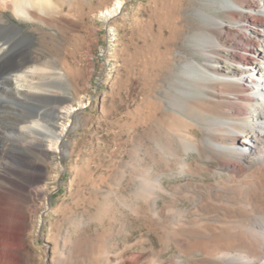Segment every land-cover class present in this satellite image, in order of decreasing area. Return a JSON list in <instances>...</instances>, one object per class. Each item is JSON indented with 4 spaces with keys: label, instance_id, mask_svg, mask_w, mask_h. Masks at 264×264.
Returning <instances> with one entry per match:
<instances>
[{
    "label": "rangeland",
    "instance_id": "obj_1",
    "mask_svg": "<svg viewBox=\"0 0 264 264\" xmlns=\"http://www.w3.org/2000/svg\"><path fill=\"white\" fill-rule=\"evenodd\" d=\"M55 2L56 11L40 21L0 12L30 39L34 61L23 68L37 71L33 88L12 85L11 95L38 98L31 103L47 112L42 119L50 124L53 111L74 110L59 120L69 125L62 153L8 156L11 171L0 172L1 183L17 192L45 188L26 204L33 212L15 264H225L213 250L245 253L238 242L244 207L248 197L263 196L223 190L230 175L222 164L234 159L233 149L223 144L211 153L201 143L211 123L246 124L233 120L221 100L239 90L238 81L214 73L235 69L241 31L234 36L228 29L236 28L225 26L221 50L212 44L204 56L194 50L201 43L197 32L216 33L199 11L225 24H243L242 18L231 19L222 0ZM117 2L121 8L107 18ZM185 64H192L194 77L181 74ZM59 72L65 85L56 82ZM169 95L181 109L169 104ZM37 111L5 105L0 117L20 126L26 114L36 120ZM32 179L39 182L32 186Z\"/></svg>",
    "mask_w": 264,
    "mask_h": 264
},
{
    "label": "bare ground",
    "instance_id": "obj_2",
    "mask_svg": "<svg viewBox=\"0 0 264 264\" xmlns=\"http://www.w3.org/2000/svg\"><path fill=\"white\" fill-rule=\"evenodd\" d=\"M58 3L62 6L63 2L59 1ZM55 4V0H0V12L12 11L15 20L40 21L42 18L39 16L43 13H49L51 9L56 11ZM114 4L113 8L104 12L107 18L115 15V7L119 8L120 6L121 8L122 6L118 2ZM220 6L223 11L228 13L231 19L242 18L241 22L243 24H227V22L225 24L223 21L209 16L205 11H199L198 14L204 20L205 25L215 27L216 33L213 34L209 30L197 32L194 37L200 40L201 43L194 50L202 56H204L209 44L221 50L223 46L222 33L225 31V26L236 28L235 30L228 29V33L234 36L241 31L239 40L237 39L239 41V49L233 55L231 61L235 69L214 70V73L217 78L224 76L238 81L239 85L237 84V87H239V90L236 89L238 91L235 92L231 89L234 92H224L221 100L228 102V105L224 106L225 111L233 116V120L242 118L246 124L242 125L237 121V123H211L208 126V134L203 137L201 143L211 153H218L224 148L223 144H227L233 149L234 159L222 164V167L230 175L224 183L225 189L223 190L228 192L235 189H249L256 196H263L262 199H264V0H254V2L222 0ZM5 22L0 16V112L4 110L5 105H12L18 109L21 108L33 113L37 111V108L31 102H38V98H34L32 94H27L23 99L11 95L13 92L12 85L17 90H23L26 85L31 88L35 86L32 83V77L34 72L37 71L24 70L23 68L25 64L28 65L33 60L29 48L31 41L24 35L23 28L19 22L14 20L9 24ZM110 32H113L111 28ZM191 65L185 64V70L183 69L181 72L183 76L191 77L193 75L194 77V74H191L193 71L191 73L188 72ZM38 70L40 72V69ZM44 70L46 71V69ZM49 73L47 72V74ZM63 76L61 72L55 76L59 85L64 84ZM42 77L46 78L48 76ZM225 94L233 98L226 97ZM165 98H167L171 106L181 109L180 101L172 98V96L170 97V95ZM38 111L37 119L33 117L36 120L26 114L23 117V121L19 123L20 126H12L6 122L7 120L5 121L0 117V172L11 171L9 169L10 163L7 161L8 156H12L16 160L18 158H27L28 160V150L38 153L43 158H47L50 153H62L63 139L69 125L68 123L61 125L59 120L63 117H73L74 110L53 111L50 114L53 119L51 124L42 119L48 115L47 112L43 111V109ZM225 135L228 137L225 138ZM214 136H218V138H212ZM191 145L196 149H200L194 142ZM208 158L212 160L214 157L209 155ZM16 172L18 171L16 170ZM2 181H4V178L0 175V264H15L16 252L24 247L25 244L28 212H33V206L29 205L27 207L26 204H28L31 197L42 195L45 188L32 192L29 188L25 189L20 186L19 189L21 191L17 192L5 187L1 183ZM38 182L36 179L30 180L32 186ZM25 193L26 195H24ZM248 199L253 200L249 197ZM251 201L249 204L246 203L247 205L244 207L245 216L243 218L245 221L239 223L242 229L238 234V242L246 249V252L231 256L226 250L222 251V253L213 250L212 254L215 258L220 259L222 257V263L264 264V200Z\"/></svg>",
    "mask_w": 264,
    "mask_h": 264
}]
</instances>
